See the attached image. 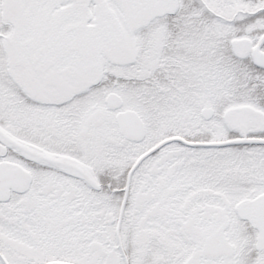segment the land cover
Returning <instances> with one entry per match:
<instances>
[{"label": "snow or ice", "instance_id": "1", "mask_svg": "<svg viewBox=\"0 0 264 264\" xmlns=\"http://www.w3.org/2000/svg\"><path fill=\"white\" fill-rule=\"evenodd\" d=\"M0 264H264V0H0Z\"/></svg>", "mask_w": 264, "mask_h": 264}]
</instances>
